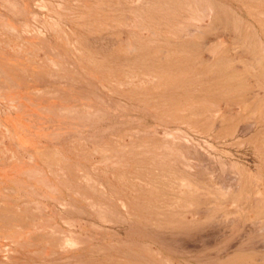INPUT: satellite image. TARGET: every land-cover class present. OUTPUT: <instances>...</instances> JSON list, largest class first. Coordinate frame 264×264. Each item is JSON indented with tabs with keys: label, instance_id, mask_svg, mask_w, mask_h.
I'll use <instances>...</instances> for the list:
<instances>
[{
	"label": "rangeland",
	"instance_id": "obj_1",
	"mask_svg": "<svg viewBox=\"0 0 264 264\" xmlns=\"http://www.w3.org/2000/svg\"><path fill=\"white\" fill-rule=\"evenodd\" d=\"M182 1L0 0L18 33L0 45V264H264V0ZM56 23L150 43L178 84L150 106L114 91ZM234 76L224 95L200 91ZM162 97L212 117L176 121ZM144 171L180 180L176 208L129 201L117 178Z\"/></svg>",
	"mask_w": 264,
	"mask_h": 264
},
{
	"label": "bare ground",
	"instance_id": "obj_2",
	"mask_svg": "<svg viewBox=\"0 0 264 264\" xmlns=\"http://www.w3.org/2000/svg\"><path fill=\"white\" fill-rule=\"evenodd\" d=\"M142 1L153 2L154 4L163 2L175 7H178V5L184 6L182 0ZM54 26L57 30L61 31L59 33V43H66V46L74 52L77 59L90 69L98 71L102 75V79L108 82L114 91H121L123 94L125 93L133 99H139L150 106L153 101L157 100L155 98L158 96V91L163 89L164 91L166 89L167 91L171 90L173 86L178 84V79L169 75L170 70H172V57L170 55L167 56L166 61L162 64L155 62L152 60V45L150 43L144 45V43L142 44V42L133 38L132 41L123 44L121 40L117 41L109 37H94L93 34H100L99 29L101 27L99 26H92L93 31H90L89 34H92L93 38L88 35L70 38L64 31L60 30V24ZM55 27H50V29H55ZM0 29V45L12 49L10 35L16 34L18 36L16 29L8 23H4ZM23 45L25 44L23 43ZM170 48H173L175 51L180 50V47L176 45H170ZM37 49L39 52L42 51L38 46ZM30 56L34 57L35 54H30ZM47 61L48 63L51 62V64L54 63L49 59ZM228 79L229 77L226 79H214L213 82L204 83L203 85L200 82L198 83L202 86L200 91L207 96L210 94L224 95V93L230 92L235 82L238 81L235 76L229 81ZM159 100L160 105H156L157 112L163 115L166 114L176 121L193 127L200 128L202 123L208 122L212 117L211 114H213L202 101L197 100L195 97L186 98L181 102H178L177 99L170 100L166 97H162ZM7 154L12 155L13 152L4 148L1 155L6 156ZM27 157L29 159L32 158L30 155ZM123 176L117 178L118 187L124 191L129 201L138 208L174 209L180 200L177 199L178 195L181 197L184 194V190L179 182L180 180L178 178L173 180L164 171H144L139 176L136 175L128 178ZM167 191H172L176 194V197L169 198ZM161 194H163V197L159 199V195ZM121 204L126 206L125 201H121ZM134 211H137L135 206ZM67 243L70 242L67 241Z\"/></svg>",
	"mask_w": 264,
	"mask_h": 264
}]
</instances>
